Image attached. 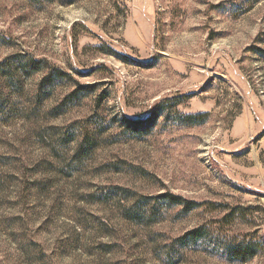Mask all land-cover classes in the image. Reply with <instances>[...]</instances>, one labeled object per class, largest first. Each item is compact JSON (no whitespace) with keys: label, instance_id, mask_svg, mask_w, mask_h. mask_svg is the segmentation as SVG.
<instances>
[{"label":"rangeland","instance_id":"rangeland-1","mask_svg":"<svg viewBox=\"0 0 264 264\" xmlns=\"http://www.w3.org/2000/svg\"><path fill=\"white\" fill-rule=\"evenodd\" d=\"M0 36L49 64L0 78V264H264V0H0Z\"/></svg>","mask_w":264,"mask_h":264},{"label":"trees","instance_id":"trees-1","mask_svg":"<svg viewBox=\"0 0 264 264\" xmlns=\"http://www.w3.org/2000/svg\"><path fill=\"white\" fill-rule=\"evenodd\" d=\"M0 45H12L11 40L4 36H0ZM48 67L49 64L46 61L36 59L27 54L16 53L9 55L2 62H0L1 83L3 84L6 80L8 81V79L17 81L15 78L31 76L34 73L43 71ZM63 75V72L57 68H53L51 71H49L45 76H43L42 80L40 81L37 89L39 95L44 96V94L41 93H47V91L50 90L49 87H51L55 83V81L57 79H60ZM9 87L8 89H10ZM77 93L78 90H75L71 95H75ZM6 100H3V103L0 104V108L3 109H0V112L5 110L4 104ZM207 116L208 114H187L182 115L181 119L188 125H194L203 122ZM84 140L87 141V143L90 145L88 137H86V135ZM89 145L87 147H89ZM160 198L162 199V201H167L170 205L182 207V210L184 212H190L201 205L198 202L183 198L182 196L175 194H162ZM212 206L214 211L218 210L219 208V206H217L216 204H212ZM234 215L235 214L233 212H230L226 214L221 221L230 218L229 223H232L235 220ZM206 231L207 230L205 229V227L194 228L193 230L180 237L179 241L189 242L191 240H194L195 242H197L199 239L207 236L208 233ZM223 250L225 251V253H227L230 259L242 261L249 260L259 252V249L255 244H252L250 242L247 243L245 241L235 243V241L231 240H228L223 244Z\"/></svg>","mask_w":264,"mask_h":264}]
</instances>
